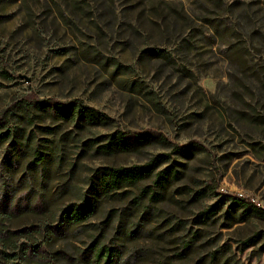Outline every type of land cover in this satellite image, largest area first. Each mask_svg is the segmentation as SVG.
<instances>
[{
  "label": "rangeland",
  "instance_id": "1",
  "mask_svg": "<svg viewBox=\"0 0 264 264\" xmlns=\"http://www.w3.org/2000/svg\"><path fill=\"white\" fill-rule=\"evenodd\" d=\"M101 247L264 264V0H0V264Z\"/></svg>",
  "mask_w": 264,
  "mask_h": 264
},
{
  "label": "trees",
  "instance_id": "2",
  "mask_svg": "<svg viewBox=\"0 0 264 264\" xmlns=\"http://www.w3.org/2000/svg\"><path fill=\"white\" fill-rule=\"evenodd\" d=\"M63 108H64L63 106L57 105V109L60 113H64L66 111V109H63ZM81 112H83L85 116H88L90 118L94 117L93 109L86 108V110H82ZM136 168L138 167L108 168V171L110 172V175L112 178L110 182L114 186H116L120 182H127V183L132 182L134 178H137L139 175L142 174L141 170H137ZM121 172H125V174H121ZM82 207H83L82 210L87 209L85 205H83ZM22 249H23V253L27 256H33L34 252H36V249L28 245H24ZM118 252H119V249L117 247H113V248L101 247L97 249V259L96 260L102 261L101 264H114L116 260V255L118 254ZM3 257H7V253L4 251H1L0 258H3ZM40 260L44 261L46 259L43 257ZM33 264H36V263H33Z\"/></svg>",
  "mask_w": 264,
  "mask_h": 264
}]
</instances>
